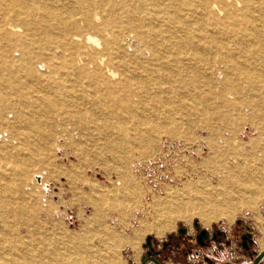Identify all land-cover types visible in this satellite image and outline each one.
<instances>
[{"label": "bare ground", "instance_id": "obj_1", "mask_svg": "<svg viewBox=\"0 0 264 264\" xmlns=\"http://www.w3.org/2000/svg\"><path fill=\"white\" fill-rule=\"evenodd\" d=\"M254 1L0 0V120L10 129L6 138L0 136V142L14 144L20 141L31 150L36 144L30 140L40 139L46 142L62 137L67 145L82 148L85 136L69 133L62 135L61 131L49 136L46 132L47 125L43 121L40 122L37 116L60 111L71 112L69 107L74 108L77 113H82L84 106L94 108L95 105H100L97 101L100 96L119 98L116 104L102 107L109 108L123 117L137 119L133 124L138 127L137 144L142 145L145 150L153 149L161 134L177 135V132L174 133L178 130V123L173 115L175 109L187 112L190 117H213V114L209 113L214 110L211 108V87L216 77L212 69L214 56L218 53L217 62L222 66L225 64L223 80L230 87L232 78L236 80L244 77L250 83L252 71L249 65H253L248 64L247 58L245 62H241L232 55H222L224 47L219 42L221 38L230 34L257 33L260 35L257 43L264 50V25L257 24L258 28L256 20L253 22L251 17L255 10L263 8L253 5ZM238 46L240 47L239 44ZM240 48L245 50L247 44H242ZM121 65L123 70H120ZM157 82L165 88L156 84ZM135 83L142 86L141 94L136 89H131V85ZM173 84L176 86V97L181 101L178 105L173 104ZM149 98L152 101H149ZM228 98L224 106L232 107ZM84 99L90 102L81 104ZM182 99L191 102L188 104ZM66 100H69L71 105H68ZM149 113L154 115V126L142 118L143 114ZM215 115H218L217 119L222 124H228L234 116L230 110ZM107 119H110L105 122L110 133L122 120L120 117L116 120L113 117ZM243 120L245 119H241ZM72 122L74 123H68L70 125L67 126L78 130L89 128L83 120ZM61 125L59 124V127ZM93 125L98 127L103 126V123L98 121ZM202 128L208 134L207 143L211 146V154L219 156L221 148L211 144L216 131L221 130L222 132L217 131L220 133L219 138L224 139L227 146L224 127L218 124L215 129L206 121ZM257 129L258 135L264 137V131L258 127ZM102 140L108 143L116 160H125L123 143L126 141L112 134H106ZM254 141L251 139L249 143ZM241 147V152L234 155L235 166L226 165L228 167L221 173L217 188H211L209 182L197 186L189 184L188 192L196 193V198L191 199L189 196L190 199L185 201V198L177 197L179 193H175L177 195H171L170 201H158L154 206L158 212L156 225L143 223L141 230L135 231L134 239L124 243L119 241V238L116 239L119 243L112 241L114 248L129 245L136 249L134 240H138L137 236L140 235L141 238V235L150 231L162 236L172 228L177 219L191 222L195 210L199 211L202 223L210 225L223 217L231 222L236 212L253 209L262 202L264 159L260 160L257 155L251 158L257 163V167L251 166L252 160H249L250 163L240 162L243 160L240 158H245L246 155L244 144ZM85 153L83 149L80 154L85 156ZM36 156L33 152L26 155L27 165L31 164ZM227 159L230 164L231 159ZM7 168L0 174H3V180L23 174L21 164L14 169ZM117 186L114 195L118 197L128 189L136 193L133 184L118 183ZM218 188L223 189V192L218 193ZM215 194L223 199H210L209 196ZM99 197L101 198V195L98 199ZM90 199H93V205L97 204V197ZM25 200L23 193L12 191L5 186L0 188V209L3 211L0 215V264H35L32 244L39 239L43 240L38 237L41 234L37 232L43 210L40 209L41 206L27 205ZM102 203H105L104 199ZM120 205L119 202V207H122ZM171 207L174 210H171ZM98 209L94 210L95 214ZM256 218L261 222L259 216ZM22 227L28 229V234H23ZM30 228L36 232H31ZM114 248H111L113 255L117 251ZM114 258L113 256L108 263L122 264ZM261 261H264V257Z\"/></svg>", "mask_w": 264, "mask_h": 264}, {"label": "rangeland", "instance_id": "obj_2", "mask_svg": "<svg viewBox=\"0 0 264 264\" xmlns=\"http://www.w3.org/2000/svg\"><path fill=\"white\" fill-rule=\"evenodd\" d=\"M252 4L263 8L255 10L251 16L253 22L256 20L255 24L259 28V24L264 25V0H255ZM258 35L253 32L244 35L230 34L222 37L219 41L224 47L222 55L226 57L232 55L241 62H245L247 58L248 64H253L249 65L254 66L250 67V71H252L250 83L244 77L241 79L239 77L236 80L232 78V87L227 86L223 80L226 66L224 64L223 67L217 62L216 59L219 57L217 53L212 65L214 76L218 77H214V84L211 87V108L214 110H210L209 114H213V117H190L187 112H179V109H175L173 115L178 123V130L174 133L177 132V135L161 134L153 149L146 148L147 151L143 149L142 145L137 144L139 143L138 127L133 125L137 119L123 117L109 108L102 107L112 103L116 104L119 102V98L103 96L97 98L100 105L97 104L94 108L84 106L87 109L83 108L82 113H77L74 108L69 107L71 112L60 111L37 116L40 122L43 121L47 125L46 132L49 136L57 131H61L62 135L69 133L85 136L82 140L84 141L82 148H78L76 145H67L62 137H56L54 140L46 142L40 139L30 140L36 144L32 146L33 148L31 147V150L28 146H23L20 141V143L14 144L0 142V174L4 173L8 166L9 170L20 164L23 168V174L19 177L10 176L7 180H3L1 179L3 174L0 175V188L5 186L12 191L23 193L27 205L41 206L40 209L43 210L41 223L36 224L37 232L41 234L38 237H42L43 240L39 239L38 242L32 244L35 264H76L75 262L109 264L108 262L113 256L114 260L116 259L122 264H140L142 258L149 251V248L145 246L147 237H150V246L155 251L163 250L164 243H167L166 250L155 257L162 264L253 263L254 258L264 251V221H262L264 220V200L253 209H242V211L236 212L231 222L228 218L223 217L213 221L210 225H205L202 223V217L198 215L199 211L195 210V216L191 222L181 218L177 219L172 228L162 236H159L155 231L146 232L145 235H141V238L140 235L137 236L138 240H134L136 249L129 245L117 249L114 248L112 241L115 242L119 238L118 240H122L124 243L134 239L135 231L141 230L143 223L149 226L156 225L158 212L154 206L158 201H170L171 195H177L175 193H179L180 196L177 197L185 198V201L190 198L194 199L196 193L188 192L189 184L197 186V184L209 182L211 188H217L222 177L221 173L226 171L228 166H235L233 164L234 155L236 152H241L239 148H242V144L245 146L246 155L250 158L248 159L244 155L245 158H240V160L243 159L240 162L250 163L249 160L254 162L251 158L256 155L260 156V160L264 159L262 157L264 156V137L258 135L257 129L258 127L264 131V50L257 43L260 40ZM244 43L247 44L245 49L247 52L240 48ZM251 46L253 47L250 48ZM259 51L260 53H258ZM116 62L119 61L116 60ZM120 70H123L122 65ZM156 84L161 85L158 82ZM157 86L155 85V87ZM162 87L165 88V86ZM132 88L140 94L143 92L142 86L136 83L131 85ZM153 91L155 92V90ZM171 94L174 100L173 104H181L180 99L176 97L175 84L172 85ZM227 97L232 98H228L232 107L224 106ZM182 100L188 104L191 102ZM149 101L152 99L149 98ZM83 102L88 103L90 100L84 99L81 104ZM66 103L71 105L69 100H66ZM226 110H230L234 114L233 120L228 124H222L217 119L218 115L215 114ZM153 116L151 113L143 114L142 118L144 117L145 121L151 122L154 126ZM110 117L115 120L117 117L122 119L112 129V133L105 123L110 121L107 119ZM240 118L245 120L241 121ZM78 119L83 120L86 125H89V128L78 130L67 126L68 123L72 124L74 123L72 121ZM98 121H102L103 126L93 125ZM206 121L215 129L218 124L225 129L227 146L224 144V139L219 138L221 130L216 131L211 144L221 148L217 157L211 154V146L207 143L208 134L202 128ZM59 124L62 125L59 127ZM8 131L10 129L0 120V136L6 138ZM21 132L24 134V131L21 130ZM106 134H112L126 141L127 145L125 142L123 143L125 146L123 154L127 159L116 160L114 158L115 156L110 152V146L102 140ZM251 139L255 141L249 143ZM83 149L86 152L85 156L80 154ZM32 152L37 156L31 164L27 165L26 155ZM227 158L231 159L230 164ZM253 162L250 163L251 166L257 167V163ZM117 182L124 185L133 184L136 187V193L128 189L125 194L119 195V197L114 195L118 188ZM119 188L122 187L119 186ZM218 189V193L223 192V189ZM25 192L27 193L25 194ZM100 195L101 198L98 199ZM189 196L190 198H188ZM216 196L215 194L209 197L210 199H223L221 196ZM89 197H97L96 205L98 207L93 205L94 201ZM103 199L105 200L104 204L102 203ZM114 200L115 203H113ZM99 202H101V208ZM119 202L122 207H119ZM102 206L104 207L102 208ZM96 208L102 211L99 212L98 209L95 214ZM171 210L174 208L171 207ZM2 214L3 211L0 209V215ZM257 216L262 219L261 222L257 221ZM23 222L22 220L21 223ZM26 229L22 227L24 235L28 234V229ZM182 229H184V233H180ZM201 229H205L210 238L215 236L214 239L211 238L202 246L195 240V236ZM30 230L36 232L33 228ZM118 240L116 241L119 243ZM111 248L117 250L115 255ZM146 264L152 263L147 262ZM259 264H264V261Z\"/></svg>", "mask_w": 264, "mask_h": 264}, {"label": "water", "instance_id": "obj_3", "mask_svg": "<svg viewBox=\"0 0 264 264\" xmlns=\"http://www.w3.org/2000/svg\"><path fill=\"white\" fill-rule=\"evenodd\" d=\"M180 233H184V229H182ZM248 236H249V235H248ZM208 237H209V236H208V233H207V231H206L205 229H201V230H199L198 235H197V240H198V242H199L201 245L203 244L202 241H201V239H202V238L207 239ZM164 245H165V244H164ZM145 246L148 247V248L150 247V249H151V246H150V237H147V238H146V244H145ZM146 254H147V258L143 257L142 260H141V263H140V264H146L147 261H150V262H152L153 264H161V263H160V262H159L154 256H153V257L150 256V255H151V252H150V251L147 252ZM154 255L156 256V255H158V253H154ZM263 257H264V251H262L261 253H259V254L254 258L252 264H259V263L261 262V260H262ZM225 264H231V263H225Z\"/></svg>", "mask_w": 264, "mask_h": 264}, {"label": "flooded vegetation", "instance_id": "obj_4", "mask_svg": "<svg viewBox=\"0 0 264 264\" xmlns=\"http://www.w3.org/2000/svg\"><path fill=\"white\" fill-rule=\"evenodd\" d=\"M197 235H198V233H197ZM197 235L195 236V240L198 242V240H197ZM211 238L214 239L215 236H211ZM211 238H210V237H208L207 239L202 238L201 241H202V243L204 244L205 242H209V240H210ZM198 243H199V242H198ZM164 244H165V245H163V247H164L163 250H157V251H155L154 249H152V248L150 249V247H149V251L151 252V255H150V256H151V257H153V256H154V257H157V255L155 256L154 253H158V255H159L160 253L164 252V250H166V248H167V246H168L167 243H164ZM199 244H200V243H199ZM203 244H202V245H203ZM200 245H201V244H200ZM202 245H201V246H202ZM149 251H147V252H149ZM145 258H147V254H146ZM158 261H159V260H158ZM147 262H150V261H147ZM159 262H160V261H159ZM151 263H152V262H151ZM160 263L162 264V262H160ZM152 264H153V263H152Z\"/></svg>", "mask_w": 264, "mask_h": 264}]
</instances>
